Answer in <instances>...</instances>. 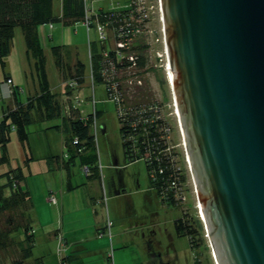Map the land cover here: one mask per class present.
<instances>
[{
  "label": "rangeland",
  "instance_id": "obj_1",
  "mask_svg": "<svg viewBox=\"0 0 264 264\" xmlns=\"http://www.w3.org/2000/svg\"><path fill=\"white\" fill-rule=\"evenodd\" d=\"M55 2L54 14L56 16L60 13L61 7L58 5L59 0H55ZM128 3L129 0H87L88 9L92 13L122 10L127 7ZM151 22L159 28L158 18ZM52 27H49L48 23H42L37 27V36L44 55L43 70L47 88L57 95V99L64 106L65 114H69V107L72 102L80 110L78 113L81 117L84 116L85 118L86 115L92 113L93 109L98 112L95 129L91 126V133L95 138L94 145L81 153V156H93L97 159L94 165H99L101 173H99V168L90 170V173L88 170L86 171L84 168L89 167V165L86 166L81 163L79 156L72 157V149L69 148L70 150H68L64 147V140H69L68 134L52 127L60 125V119L41 120L33 112V120L26 129L28 149L21 146L15 132L11 131L9 141L6 144V160L0 163V186L6 183L3 174L11 169L20 168L24 177L21 186H26L33 204V213L35 212L32 223L34 230L33 248L31 256L26 259L22 258L20 249L16 247L12 246L8 247V250H0V264H14V262L36 264V260H38V264H55L58 255L56 254V236L53 235V232L59 228L60 212H56V207L50 205L56 203L55 197L48 195H51L50 192H55L59 199L62 196V191L67 188L68 182L74 187V189H66V196L70 203L68 222L71 225L75 222H86L83 215L88 218L90 215L91 218L87 224H91V219H95L88 213L94 210L97 214L96 221L99 226H102L97 230L95 237L98 240H109L108 251L112 252L114 264H117L118 257H126V248L122 246L128 245L136 252L141 251L140 256H143L148 264L149 252L156 257L161 255L157 258L158 264H193L194 257L199 259L197 261L200 264H215L206 239L204 248L192 250L189 248L186 236L176 235L173 221L181 217V210L163 204L155 192L149 188L144 161L138 159L128 163L124 158L116 105L107 98L103 84L95 83L94 86H91L88 78L89 54L91 55L96 47L99 49L96 42L95 22H91L88 31L82 22L68 26H63L60 22H53ZM107 36L111 41L110 45L114 46L113 34L108 32ZM88 42H91L92 46ZM57 46L61 47L63 55L58 69L51 53V48ZM75 62L83 64L84 80L82 84L76 85L74 91L71 90L72 97L68 98L70 95L64 92L61 84L69 78L66 77L65 73L63 75L61 70L64 68L63 72H66L67 67L71 66V72H73ZM157 69L159 74L150 72L146 76L148 94L153 99L159 100L162 91H164L171 102L172 94L169 83L166 81V75L160 67ZM7 76L12 80L13 86L17 88V97L22 103H26L29 97H34L40 91V80L35 59L26 53L20 28L15 29L11 49L4 58V65L0 66V119L2 108L5 106L12 107L11 99H9L10 85L5 79ZM158 77L165 80L163 86L159 84ZM73 95H77L76 100L73 99ZM92 97L96 101L94 105L92 104ZM169 111L170 116L173 117L171 114L173 109L170 108ZM173 127L175 129L173 132L175 141L181 144L176 120L173 121ZM179 149L184 158L183 149ZM65 154H69V156L66 157ZM57 156L63 160L56 162L55 157ZM184 165L188 178L186 187H189L186 193L185 208L189 207L194 210L196 198L185 158ZM102 185L105 188V197L107 198L101 197V194L104 196ZM113 188L123 194L122 199L115 201L114 198H110L114 192ZM4 190L6 191V189ZM92 196L93 204L91 202ZM49 209L51 220L46 223L39 219L37 221L38 214ZM128 213L132 218L138 217L140 225L141 223L154 224V229L145 231H140V227H129L132 231L126 229L129 224L126 218ZM0 218H2L0 221V227H2L4 217L1 216ZM105 219H109L111 222L109 228L105 225ZM143 237L150 241L145 243ZM111 238L112 244L115 245H110ZM92 240L95 239L92 238ZM120 240L125 242L124 245L118 243ZM65 245L64 241L63 244L59 241L58 249L65 248ZM150 248L152 249L150 250ZM142 264L147 263L144 261Z\"/></svg>",
  "mask_w": 264,
  "mask_h": 264
},
{
  "label": "water",
  "instance_id": "obj_2",
  "mask_svg": "<svg viewBox=\"0 0 264 264\" xmlns=\"http://www.w3.org/2000/svg\"><path fill=\"white\" fill-rule=\"evenodd\" d=\"M183 150L215 264H264V0H159Z\"/></svg>",
  "mask_w": 264,
  "mask_h": 264
},
{
  "label": "trees",
  "instance_id": "obj_3",
  "mask_svg": "<svg viewBox=\"0 0 264 264\" xmlns=\"http://www.w3.org/2000/svg\"><path fill=\"white\" fill-rule=\"evenodd\" d=\"M60 1L61 14L55 16V0H0V66L4 65V58L11 49L15 29L20 28L24 38L26 53L35 59L40 80V91L34 97H29L26 103H22L17 97L18 90L13 86L12 80L8 76L5 77L6 81L9 80L11 82L9 84V99H11L12 107L5 106L1 112L0 163L6 160V144L9 141L11 131L15 132L21 146L28 149L26 129L33 120L32 113L34 112L37 114V118L41 120H61L60 125L52 127L68 134L69 140H64V147L68 150H70L69 148L72 149V157L79 156L81 163L86 166L89 165V167L84 169L90 173V170H97L98 165H94L97 159L93 156H81V153L94 145L95 138L91 133V126L95 125L96 127L98 112L94 111V115L92 112L86 115L85 118L84 116L81 117L78 113L80 110L72 102L69 107V114L64 113V106L57 99V95L47 88L43 70L44 55L37 36V27L42 23L52 24L53 22H60L63 26H68L76 22H82L84 17L83 0ZM128 11L129 8L126 7L118 11L97 12V19L99 23L106 24L108 28L118 29L121 26V22H128V19L125 18ZM141 21L142 25H145L150 20L145 17ZM92 22L95 21L93 20ZM128 31L129 28H124L123 31H114V40H120L126 45L124 46L125 48L116 47L115 50H113L114 46H112L110 50L113 56L116 54L115 51H121V55H123V58L114 60L118 75L122 74L119 79H123L127 74L131 76L140 74L143 79L141 87L122 88L119 105L113 101L118 113L123 155L128 163L138 159L144 161L149 188L155 192L163 204L181 210V217L173 221L176 235L186 236L190 248L199 250L206 246L202 223L196 210L189 207L185 208L186 202L180 198L182 192H188L189 190V188H184L188 178L184 158L179 147L177 148L173 136L175 130L173 120L171 117L166 116L167 105L170 100L164 91H162L161 99L159 100L153 99L148 94V84H146L147 79L145 77L150 72L159 74L158 69L151 62L152 48L147 43L148 38L143 39L137 35L130 36V40H127L128 35L126 34ZM118 33L121 37H118ZM96 42L100 49L102 45L98 41ZM107 44L108 42H106L104 47ZM99 49L96 47L94 52H91V68L95 77L93 84H104L97 75L100 59V55H98ZM51 53L58 69L63 56L61 47H52ZM130 55L133 56V61L128 60L127 57ZM75 63L73 72H71L72 67L69 66L66 72H63L64 68L62 67L61 73L63 75L65 73L67 78L73 80L76 85H80L84 80V66L80 62ZM133 63L135 66L131 65ZM164 81V79L162 80L158 77L160 85L163 86ZM63 88L67 95L72 94L70 93L71 88L66 86ZM166 98L168 100H165ZM154 109L157 110L156 113H154ZM167 128H169V133H166ZM74 140L77 141L76 144H73ZM65 156L68 157L69 154H65ZM55 158L56 162L63 160V158L58 156ZM3 176H5L6 183L0 186V217H4L3 226L0 227V250H8V247L12 246L16 247L20 249L22 258L26 259L31 256L33 248L34 230L32 229V223L35 214V212L33 213V204L26 186H21L24 177L20 168L11 169ZM4 189H6L7 194ZM49 194L56 199V203L50 205L59 207L56 193L50 192ZM0 221H2V218H0ZM106 258L107 264L108 257ZM194 259V264H200L197 261L199 260L198 258L195 257ZM37 261L36 264H38ZM14 264L20 263L14 262Z\"/></svg>",
  "mask_w": 264,
  "mask_h": 264
},
{
  "label": "built area",
  "instance_id": "obj_4",
  "mask_svg": "<svg viewBox=\"0 0 264 264\" xmlns=\"http://www.w3.org/2000/svg\"><path fill=\"white\" fill-rule=\"evenodd\" d=\"M83 6H84V17L82 20V24L86 27V30L89 29L91 22L94 20L96 22V32H97V41L102 45V47L98 50V55H100V59L98 62V70L97 75L101 78L102 83H104L105 87V94L107 98L111 101H114L116 104H120L121 102V96H122V88H132V87H141L143 84V79L140 77V74L138 75H130L127 74L126 77L123 79H119L122 74L118 75V69L116 68L114 60L117 58H123V55H121V51L116 52L113 56L110 53V50L112 46L110 45L107 33L111 32L113 34L112 39L114 40V31L120 30L123 31L124 28H129V31L126 35H128L127 40H130V36H140L143 39L148 38L147 43L152 48L153 55L151 56V62L156 67L163 71L164 74H167L168 71V61H167V54H166V47H165V41H164V34L161 24V9L159 0H129V3L127 4V7L129 8V11L125 18L128 19L127 23L121 22V26L118 29H115L113 27L108 28L106 24H101L98 22V14L92 13L87 6V0H83ZM149 19L150 21L146 23L145 25H142V19L144 18ZM156 18H158V22L160 24L159 28L157 26H154L151 21H156ZM124 20V18H123ZM140 25V26H139ZM52 25L50 24V27ZM158 28V29H157ZM118 37H121V35L118 33ZM108 42L107 46L104 47V45ZM114 48L119 47L120 49L125 48L124 46L126 43L121 42L120 40H114ZM88 44H91V42H88ZM129 61H133V56L127 57ZM91 55L89 54V73L91 74L90 77L88 75V78L90 80V83H93V72L91 68ZM132 66H135V64H131ZM8 84L11 82L8 80L6 81ZM171 84H169L170 86ZM61 86L63 87H69L71 90L76 87V83L73 80H67L62 82ZM77 95H73L74 100H76ZM95 99L92 97V104H95ZM172 108L173 112L171 113L173 117L170 116L169 109ZM94 109H93V115H94ZM157 110L154 109V113H156ZM166 116L171 117L173 121L176 120L177 126V114L176 109L174 105V100L167 105V111ZM159 117V116H158ZM93 128H95V125H93ZM179 130V126H178ZM166 133H169V128L166 129ZM180 134V130H179ZM181 140V139H180ZM77 141L74 140L73 144H76ZM176 143L177 148H182L183 145ZM184 151V150H183ZM185 162L187 163L186 155L184 156ZM188 167V163H187ZM184 188L188 189L189 187L184 186ZM194 192V191H193ZM187 191H184L181 193L180 198L185 201L187 199ZM52 196V195H51ZM54 197V196H53ZM195 210L197 212L198 217L200 218V214L198 212L197 203L195 205ZM107 228L111 226V222L109 219L106 220ZM108 236L110 237V233L108 232ZM108 262L107 264H114L113 261V255L112 252H109L108 255Z\"/></svg>",
  "mask_w": 264,
  "mask_h": 264
},
{
  "label": "crops",
  "instance_id": "obj_5",
  "mask_svg": "<svg viewBox=\"0 0 264 264\" xmlns=\"http://www.w3.org/2000/svg\"><path fill=\"white\" fill-rule=\"evenodd\" d=\"M61 1L59 0L58 5H60ZM61 7V5H60ZM61 14L58 13V15ZM50 27V25H49ZM52 27V26H51ZM53 28V27H52ZM72 95H70L68 98H71ZM68 190L74 189L72 187V184L68 182L67 188ZM66 189L62 191V196L58 199V204L59 207H54L55 211L60 212V220H59V228L54 230L53 235L56 236L55 242H56V254L58 255V259H56L55 264H106L107 260V255H108V245H109V240H98L96 238V232L99 228L102 226L98 225V222L96 221V213L91 212L88 213L93 216V219H91V224H87L89 222L91 216L89 215L90 218H88L86 215H83L84 219L86 220L83 222H75L72 225L68 222L69 218V213H70V203L68 202L67 196H66ZM62 190V189H61ZM113 194L110 195V198H114L116 200L122 199L121 196L123 194H120V192L116 191V188H113ZM65 192V193H63ZM102 195V194H101ZM91 202L93 204V196L91 197ZM108 202V199H107ZM42 204H45L42 202ZM92 209V208H91ZM84 212H87L84 210ZM114 213H116L114 211ZM127 220L129 224L126 226V229H129V227H140V231H145L147 229H154V224H143L141 225L138 223L140 219L138 217L132 218L130 213L127 214ZM38 219L46 223L47 221L51 220V212L49 210H43L40 214L37 216V221ZM95 222V224H94ZM66 226H71L67 228ZM113 228V226H112ZM111 228V229H112ZM132 231L131 229H129ZM139 230V228H138ZM92 233V234H91ZM94 238L95 240H92ZM145 240V243H148L150 240H146L145 237H143ZM59 241L63 244V241H65L66 245L65 248H59ZM147 241V242H146ZM120 245H124V241L120 240L118 241ZM152 244V242H151ZM149 243V246H151ZM157 244V243H155ZM110 245H115L112 244V238H111V244ZM110 247V246H109ZM126 248L127 255L126 257H118L117 258V264H142V262H146L148 264V261L144 259L143 256H140V252H136L130 245L128 246H122ZM190 248V247H189ZM152 248H150L151 250ZM158 252V251H157ZM185 252V250H184ZM176 254V253H175ZM161 256V255H160ZM160 256H154L153 253L149 252V264H158L157 258ZM56 258V255H55ZM193 258V257H192ZM194 261V259H193ZM41 262V261H40ZM45 262V260H44ZM42 263V262H41ZM43 264V263H42ZM194 264V262H193Z\"/></svg>",
  "mask_w": 264,
  "mask_h": 264
},
{
  "label": "bare ground",
  "instance_id": "obj_6",
  "mask_svg": "<svg viewBox=\"0 0 264 264\" xmlns=\"http://www.w3.org/2000/svg\"><path fill=\"white\" fill-rule=\"evenodd\" d=\"M89 70H90V67H89ZM88 75L90 77L91 74L88 73ZM165 75H166V79H167L166 81H168V83L170 84L169 69L167 71V74H165ZM92 78H93V82H94V79H95L94 75H92ZM145 79H146V77H145ZM91 86H94V84L92 83ZM170 92H171V85H170ZM171 94H172V92H171ZM172 99H173V97H172ZM180 138H181V134H180ZM181 142H182V139H181ZM98 168H99V173H101L99 165H98ZM102 193H104V196L101 195V197H105L106 193H105V188L103 185H102ZM105 198H107V197H105Z\"/></svg>",
  "mask_w": 264,
  "mask_h": 264
},
{
  "label": "clouds",
  "instance_id": "obj_7",
  "mask_svg": "<svg viewBox=\"0 0 264 264\" xmlns=\"http://www.w3.org/2000/svg\"><path fill=\"white\" fill-rule=\"evenodd\" d=\"M50 25V24H49ZM52 25V24H51ZM196 200V199H195ZM195 209V208H194ZM197 213V212H196ZM200 219V218H199ZM200 221H201V219H200ZM202 223V222H201ZM203 236H204V233H203ZM195 258V257H194Z\"/></svg>",
  "mask_w": 264,
  "mask_h": 264
}]
</instances>
